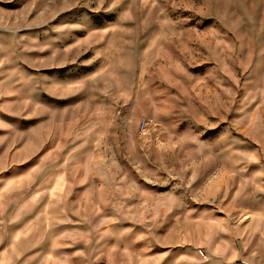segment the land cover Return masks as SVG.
I'll return each mask as SVG.
<instances>
[{"label": "rangeland", "instance_id": "1", "mask_svg": "<svg viewBox=\"0 0 264 264\" xmlns=\"http://www.w3.org/2000/svg\"><path fill=\"white\" fill-rule=\"evenodd\" d=\"M0 264H264V0H0Z\"/></svg>", "mask_w": 264, "mask_h": 264}, {"label": "built area", "instance_id": "2", "mask_svg": "<svg viewBox=\"0 0 264 264\" xmlns=\"http://www.w3.org/2000/svg\"><path fill=\"white\" fill-rule=\"evenodd\" d=\"M199 255L201 256V257H203V258H205L206 257V255H205V253L203 252V250H199Z\"/></svg>", "mask_w": 264, "mask_h": 264}]
</instances>
